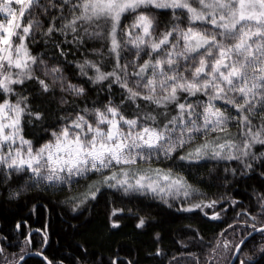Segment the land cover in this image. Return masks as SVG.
Returning <instances> with one entry per match:
<instances>
[{"label": "trees", "instance_id": "obj_1", "mask_svg": "<svg viewBox=\"0 0 264 264\" xmlns=\"http://www.w3.org/2000/svg\"><path fill=\"white\" fill-rule=\"evenodd\" d=\"M241 1L161 0L118 15L95 0L29 1L11 39L24 61L0 70L24 147L64 134L105 143L112 120L124 146L64 171L0 160V264L28 250L51 264H228L264 225V17H241ZM192 31L208 42L188 49ZM243 32L253 51L227 56ZM112 171L166 172L183 196L104 181ZM233 264H264V230Z\"/></svg>", "mask_w": 264, "mask_h": 264}, {"label": "rangeland", "instance_id": "obj_2", "mask_svg": "<svg viewBox=\"0 0 264 264\" xmlns=\"http://www.w3.org/2000/svg\"><path fill=\"white\" fill-rule=\"evenodd\" d=\"M29 1L0 0V70L4 64L14 65L24 61L25 51L22 48V44L12 48L11 39L14 36L13 32L16 24L19 23L18 19L24 12L26 5L28 6ZM158 1L161 0H95L94 10L99 13L106 12L111 15H118L126 7L137 3H157ZM206 1L204 0V2ZM252 5L257 8L255 9ZM240 7V13H237L244 19L264 17V7L256 0L252 1V3L243 0L240 3ZM234 14L232 20L236 21L237 18ZM222 22L228 23V20L224 18ZM140 23L144 25V29L149 28V22L144 18ZM186 34L187 36H184V38L188 49L199 48L208 42L207 39L196 36L197 32L195 31H192V33L187 32ZM251 35L252 32H243L239 42L231 47L224 48L226 55L233 56L235 50L251 53L253 51V47L249 43ZM191 38L193 40L192 43L190 42ZM17 122V118L10 111L8 102L0 103V160L6 162L8 166L32 167L34 164L43 161L52 170L64 171L87 161L101 164L105 155L116 156L124 146V143L120 142L117 123L112 120L109 123L108 142L84 146L77 137H69L64 134L58 140L41 146L37 151H29L26 146L24 147L22 140H20L21 135H19ZM155 136L153 134L148 136V138L153 140ZM2 146L3 154L1 153ZM144 176H130L126 171L123 173L112 171L110 175L104 177V181L118 180L120 183L116 182L114 185L128 184L132 185L133 188L144 186L157 194H175L173 192L177 190L176 196H183V194H180L184 192L181 189L180 182L177 180L172 181L168 173L155 171ZM147 177L150 178L146 179Z\"/></svg>", "mask_w": 264, "mask_h": 264}, {"label": "water", "instance_id": "obj_3", "mask_svg": "<svg viewBox=\"0 0 264 264\" xmlns=\"http://www.w3.org/2000/svg\"><path fill=\"white\" fill-rule=\"evenodd\" d=\"M264 230V225L263 226H260V227H258V228H255V229H253L251 232H249L245 237H243L242 239H241V241L237 244V246L235 247V249H234V252H233V254H232V257H231V259H230V261H229V263L228 264H233L234 263V261L236 260V258L238 257V254H239V251H240V248H241V246L244 244V242L249 238V237H251L253 234H255V233H258V232H260V231H263ZM28 255H36V256H39V257H41L47 264H51L50 263V261L47 259V258H45L41 253H29V254H24L17 262H16V264H20L22 261H23V259L26 257V256H28Z\"/></svg>", "mask_w": 264, "mask_h": 264}, {"label": "flooded vegetation", "instance_id": "obj_4", "mask_svg": "<svg viewBox=\"0 0 264 264\" xmlns=\"http://www.w3.org/2000/svg\"><path fill=\"white\" fill-rule=\"evenodd\" d=\"M30 242H31V241H30ZM30 242H29V243H30ZM0 252H1V250H0ZM29 253H41V254L44 256L43 252H42V251H39V250H28V251L25 252L24 254H29ZM24 254H23V255H24ZM23 255H22V256H23ZM22 256H20V257L18 258V260H19ZM44 257H45V256H44ZM28 258H40L45 264H47V263H46L41 257L36 256V255H28V256H26L20 264H22L23 262H25V260H27ZM45 258H46V257H45ZM18 260H17V261H18ZM17 261H16V262H17ZM16 262H15V264H16ZM28 264H33V263H32L31 260H30Z\"/></svg>", "mask_w": 264, "mask_h": 264}]
</instances>
